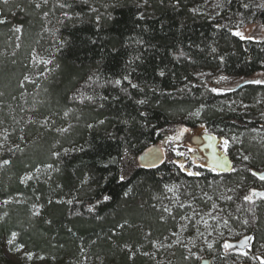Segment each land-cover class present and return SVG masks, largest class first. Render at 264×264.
<instances>
[{"label": "trees", "instance_id": "trees-1", "mask_svg": "<svg viewBox=\"0 0 264 264\" xmlns=\"http://www.w3.org/2000/svg\"><path fill=\"white\" fill-rule=\"evenodd\" d=\"M59 2L72 6L61 9L58 0H48L40 9L30 0L0 4V20L5 21L0 23V129H24L38 140L25 151L3 156L11 163L0 167V201L12 196L19 201L10 203L0 220V237L16 231L19 242L51 263L77 258L84 247L91 255H103L104 264H142L146 257L136 246L144 243L143 252L148 251L152 240L173 225L155 198L164 186L194 176L181 170L183 158L173 153L155 166L137 158L148 147L168 142L178 126L189 134L210 127L224 139L227 133L245 135L247 161L230 157L235 171L227 173L203 166L206 172L197 178L204 189L221 177L224 185H240L237 194L248 225L234 242L252 238L247 251L264 242V199L254 197L255 204L243 199L252 189L264 190V180L252 175L258 166L264 173V148L248 138L252 130L264 129V120L227 103L234 98L252 104L264 93V84L247 79L263 67L264 39L233 32L244 23L264 27V0ZM208 3H215L217 17L202 13ZM45 10L53 25L47 33ZM37 47L48 48L53 66L23 89L18 83ZM116 80L121 83L116 85ZM225 80L241 82L221 89ZM194 108H199V122L177 118ZM65 112L75 123L61 133L55 124L63 121ZM45 117L48 122L41 126ZM38 165H43L42 176L21 182ZM238 165L241 170L236 172ZM32 205L39 210L34 219ZM242 254L221 246L207 256L213 257L211 264H222ZM173 259L172 264L196 263L179 252Z\"/></svg>", "mask_w": 264, "mask_h": 264}, {"label": "rangeland", "instance_id": "rangeland-1", "mask_svg": "<svg viewBox=\"0 0 264 264\" xmlns=\"http://www.w3.org/2000/svg\"><path fill=\"white\" fill-rule=\"evenodd\" d=\"M214 4L215 3H208L202 10V13L210 18L217 17L219 11L216 10ZM44 12L48 11H43V32L47 33L53 25L50 14L48 13V15L45 16ZM197 12H199V10H197ZM233 32H239L240 35L238 36L243 38L253 40L264 39V27L259 23L239 24ZM17 42L18 45L21 46L20 37H17ZM44 47H42L43 49L37 47L32 51L29 71L24 74V76L27 75L29 77L28 81H34L36 77L41 75V73H43L44 78L53 66L51 52L46 51L48 48L45 49ZM44 61L51 62L45 65ZM219 79L222 78L219 77ZM247 79L250 81H264V63L261 70L256 71ZM243 80L244 79L241 81ZM28 81H24V77H22L20 78L18 84L21 86V83L23 82L22 88L24 89V86L28 83ZM225 81V83L222 82L223 84L220 83V86L222 85L221 89L232 87V85L235 84V82H230L228 80ZM241 81H237L236 85ZM227 103L229 106H232L233 109L242 112L252 111V113H255V115H257L261 120H264V93L259 94L256 101L252 104L238 102L234 98H230ZM65 113H67V115H65ZM65 113V117H62L63 121L59 124H55L57 131L61 133L68 132L75 123V120L70 117L69 112ZM197 113H199V108L191 110L188 109L178 115L177 118L194 119L199 122V114L197 115ZM45 118H43L41 124ZM34 121L36 122V120ZM202 124L203 122L200 123V125ZM48 125H50V123H48ZM61 129H67V131H60ZM171 131V137L167 138L169 140L168 142L163 141L148 147L141 155L138 156V161L141 156L147 155L151 152L160 153L161 160L164 156H168L173 153L176 157L183 158V165L187 171L194 173L199 172L200 174L205 173V167L203 168L201 164L204 158L199 156V149L197 148V145H199V138L193 140L192 137L194 135L204 137L206 134L214 132V130L210 127L198 128L196 129V132L190 131L189 134V132H184L183 129L175 126ZM8 132L10 135L8 140L5 141L3 139L4 132L0 129V143L5 145L4 149H0V160H3V156L6 154H17L25 151L30 145H32L33 142L38 141L37 138L34 137L35 135H31L33 137H30L24 129L23 131H21V129H8ZM21 136L24 137L23 140L20 139ZM177 136H179V139H175ZM244 136L245 135L242 133H227V135H225V139L229 141L227 150L225 151L223 144L225 139L220 141L219 148L230 155L235 162L247 161L248 159L245 160L244 157L247 156L249 158V153L245 151L244 144L246 142L244 141ZM248 138L264 148V129L252 130ZM16 145H19V147L16 148ZM9 148L12 149L11 152L7 150ZM189 149L192 150L190 151ZM177 151L183 153L184 155H177ZM240 168L241 167L238 165L236 172H239L241 170ZM37 169H39V171H37ZM262 169L263 167L261 166L255 168V170L259 173H263ZM42 174L43 165H38L35 170L27 173L24 177L31 175L36 179L41 177ZM193 176V179L189 181L184 180L168 184L166 185L167 187L164 186L162 189L163 192L155 198L156 202L159 204L158 210H160L162 214L169 216L173 221V225L158 238L160 240L156 238L152 240V246L148 249V251L143 252L142 246L145 245L144 243L136 246V249L143 253L142 255L147 253L142 264H172L174 261L173 258L178 252L182 254L186 261L195 260V264H199V256L201 254L207 255L210 252H216L219 250V247L221 248V246H223L225 241L234 245L233 248H236L243 253H247V255L242 254L234 256L237 264H261V261L264 260L263 241L256 242L253 249L248 251L245 249L246 244L234 242L235 239H238L247 232L246 225H248L243 223L246 218L241 210L242 205L237 194V191L241 186L224 185L223 183L226 179L221 177L220 180H217V182L214 183H212L213 180H210V184L206 185V189H204L203 184L199 185L198 176ZM173 186H175L173 191L169 192L168 188ZM228 189H232L233 191H228ZM246 194H249V192ZM209 196L212 198L211 200L208 199ZM224 196H232L233 199H221V197ZM177 197L179 198L178 200ZM5 201H7V203H5ZM18 201V196L1 199L0 205L2 206V211H0V220L4 217L10 203ZM181 203L184 204L185 207L181 208ZM213 203L217 205V208H212ZM188 205H191V207H188ZM165 206L172 209L171 214L163 211ZM38 211L37 206H34L33 209L30 210L29 213L33 219L38 217V215L33 214L38 213ZM194 213L196 214L194 215ZM209 213H211V215H209ZM183 216L190 217L191 220L181 219ZM196 221L200 222L197 224ZM205 221H207L206 224ZM225 221H227V225H225ZM181 225H186V230L182 229ZM197 229H199V231H197ZM12 232L16 231H11L9 234H4L0 237V264H104L105 258L103 255H91L89 251L83 250L84 247L81 249V252H79V255H77V258L70 259L69 257H66L65 262L54 261L51 263V261H49L43 253L27 247V245L19 242L17 237L13 241V244L9 245L7 241L11 239ZM173 233H176V235H173ZM209 244L212 245L211 248H209ZM21 245L23 247H20ZM17 248L20 250H17ZM126 248L127 250L131 249L128 245ZM26 253H32L33 257L28 259ZM134 255L135 254L132 251L130 253V257L132 258ZM40 257H43V259ZM218 261L215 264H219ZM235 261H226L222 264H236Z\"/></svg>", "mask_w": 264, "mask_h": 264}, {"label": "snow or ice", "instance_id": "snow-or-ice-1", "mask_svg": "<svg viewBox=\"0 0 264 264\" xmlns=\"http://www.w3.org/2000/svg\"><path fill=\"white\" fill-rule=\"evenodd\" d=\"M9 2H10V0H0V4H4V5L9 4ZM30 2H34V3H35V7H36L37 9H40V8L42 7V5H47V4H48V0H30ZM71 6H72V5L69 4V3H67V2H63V3H61V2H59V0H58V7H60L61 9H64V8H70ZM244 7H248V5H244ZM44 15L47 16V15H48V12H44ZM68 15H69L68 12H64V16H65V17H68ZM69 18H70V17H69ZM0 23H5V21H4V20H0ZM15 31H16V32H20V31H21V28H20V27H16V28H15ZM235 34H236V35H240L239 32H237V33H235ZM242 38H243V37H242ZM18 46H19V45H18ZM213 51H215V49H213ZM180 54H181V55H184L183 52H181ZM50 62H51V61H44V64L46 65V64H48V63H50ZM42 74H43V73H41V75H42ZM160 75L163 76L164 73L161 72ZM28 80H29V77H28L27 75L24 76V81H28ZM124 80H128V77L125 76V77H124ZM120 83H121L120 80H116V81H115V84H116V85H119ZM129 83L131 84V87H132V88H137V87H138L136 84L131 83V81H129ZM254 83H258V84H259V83H264V81H259V80H257V81H254ZM21 87H23V82L21 83ZM125 91H126V89H125ZM213 91H217V90L214 89ZM2 95H3V93L0 92V96H2ZM89 99H91V97H89ZM139 103L143 104L144 101H143V100H140ZM198 114H199V113H197V115H198ZM65 115H67V113H65ZM13 119H15V118H13ZM30 122H35V121H30ZM47 122H48V118L46 117L45 120L43 121V123H42L41 126L46 125ZM17 123H18V121H17ZM101 123H103V121H101ZM0 124H3V120H0ZM89 127H91V125H89ZM21 131H23V129H21ZM60 131H67V129H61ZM3 132H4L3 139H4L5 141H7L8 138H9L10 133L8 132V129H6V128L3 129ZM20 139L23 140L24 137L21 136ZM175 139H179V136L175 137ZM228 143H229V141H228L227 139H225V140L223 141L225 151L227 150ZM4 147H5V145L2 144V143H0V149H4ZM15 147L18 148L19 145H16ZM7 150H8L9 152L12 151L11 148H9V149H7ZM189 150L191 151L192 149H189ZM64 151L67 152L68 149H65ZM174 151H175V149H174ZM176 154H177V155H184L183 153L178 152V151L176 152ZM52 155H53V156H59L60 154L57 153V152H53ZM244 159L247 160L248 157L245 156ZM10 163H11V161H10L9 159H3V160H0V167H2V166H4V165H9ZM152 166H155V165H152ZM46 167H47V168H52L53 166H52V165H47ZM216 167H219L220 169L223 170V169L226 168V167L230 168L231 165H230L229 162H227L226 160H224L222 157H216ZM180 168H181V170L186 171V174L189 175V176H193V175H195V176H199V175H200L199 172H195V173H194V172H191V171H187V170L184 168V165H183V164L180 165ZM212 170L215 171V168H213ZM37 171H39V169H37ZM232 171H235V169L232 168ZM252 175L255 176V177H257L259 180H264V173L252 172ZM32 178H33V177H32L31 175H27V176H25V177L23 178V180H22L21 182H24L25 180H31ZM121 179L123 180L124 177L122 176ZM165 187H167V186H165ZM174 187H175V186H173V187H169V188H168V191H169V192H172ZM228 191H233V190H232V189H228ZM205 195H206V194H205ZM254 197H259V198H261V199H264V192H257L255 189H252V190L250 191L249 194H246V195L243 197V199H244L245 202H247V203H249V204H255V199H254ZM104 199H105V200H108V199H110V197H107V196H106V197H104ZM178 199H179V198L177 197V200H178ZM208 199L211 200L212 198L209 196ZM221 199L232 200L233 197H232V196H224V197H221ZM5 203H7V201H5ZM68 203H72V201H68ZM180 207L183 208V207H185V205L181 203V204H180ZM188 207H191V205H188ZM212 208H213V209L217 208V205H216L215 203H213ZM91 210H92V209L90 208L89 211H91ZM163 211L168 212L169 214H171L172 209L169 208V207H167V206H165L164 209H163ZM249 211L251 212L252 209H249ZM33 214H34V215H38L39 213H33ZM195 214H196V213H194V215H195ZM5 215H7V214H5ZM209 215H211V213H209ZM162 218H163V217H162ZM253 218H255V217L253 216ZM181 219L191 220V218H190V217H187V216H183V217H181ZM199 222H200V221H196L197 224H198ZM206 223H207V221H205V224H206ZM224 223H225V225H227V221H225ZM243 223H244V224H248V220H247V219L244 220ZM186 227H187L186 225H181V228L184 229V230H186ZM197 231H199V229H197ZM173 235H176V233H173ZM201 235H202V234H201ZM16 237H17V233H16V232H12V233H11V239H9V240L7 241V243H8L9 245L13 244V241L16 239ZM249 239H252V238H250V237H246L245 240L242 241L241 243H242V244H247V241H248ZM176 242H179V241H176ZM208 246H209V248L212 247L211 244H209ZM20 247H23V246L21 245ZM233 247H234V245L230 244V243L227 242V241H225L224 244H223V248H224L225 250H227V249H231V248H233ZM17 250H20V249L17 248ZM243 254H244V255H247V253H243ZM145 255H147V253H145ZM26 256H27L28 259H31V258L33 257V254H32V253H26ZM40 258L43 259V257H40ZM261 264H264V260L261 261Z\"/></svg>", "mask_w": 264, "mask_h": 264}, {"label": "water", "instance_id": "water-1", "mask_svg": "<svg viewBox=\"0 0 264 264\" xmlns=\"http://www.w3.org/2000/svg\"><path fill=\"white\" fill-rule=\"evenodd\" d=\"M221 140H224V137L212 133L206 134L204 137L199 139V145H197V148L199 149V156L204 158V160L201 162L202 166L210 169L215 168V171L217 172L227 173L231 171L233 167V161L227 153L219 148V143ZM216 157H222L224 160L230 163L231 167H226L223 170L219 167H216ZM160 161L161 155L157 152H151L147 155L141 156L140 158L141 164L145 166L156 165ZM212 259V256L202 255L199 257V264H211Z\"/></svg>", "mask_w": 264, "mask_h": 264}]
</instances>
